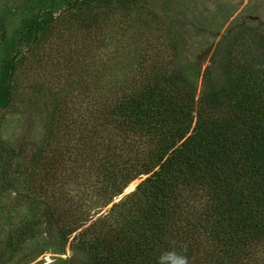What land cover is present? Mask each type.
Returning a JSON list of instances; mask_svg holds the SVG:
<instances>
[{"label":"trees","instance_id":"trees-1","mask_svg":"<svg viewBox=\"0 0 264 264\" xmlns=\"http://www.w3.org/2000/svg\"><path fill=\"white\" fill-rule=\"evenodd\" d=\"M145 1H35L2 61L0 122L21 84L42 134L0 137L5 214L70 252L48 264H264V33L235 17L202 66L182 36L217 19L186 27L174 0Z\"/></svg>","mask_w":264,"mask_h":264},{"label":"rangeland","instance_id":"rangeland-1","mask_svg":"<svg viewBox=\"0 0 264 264\" xmlns=\"http://www.w3.org/2000/svg\"><path fill=\"white\" fill-rule=\"evenodd\" d=\"M35 1L0 0V70L4 57L16 46L24 20L36 10ZM174 1L176 7L184 9L185 18L182 22L186 27L192 23V12L217 19L220 28L217 32H207L201 37L182 36L184 56L202 66L209 63L217 39L235 17L256 25L264 33V0ZM151 5V0L145 1L146 8ZM43 115L41 100L34 98L23 85L18 84L12 106L0 122L1 139L8 147H32L42 134ZM139 181L137 178L130 182L119 197L132 190ZM11 203V198L0 197V264H48L70 255L68 249L64 253L54 249L42 235L33 238L17 235L19 216L23 213L18 210L11 216L5 214L4 208L10 207ZM23 215L32 218L28 212Z\"/></svg>","mask_w":264,"mask_h":264},{"label":"clouds","instance_id":"clouds-1","mask_svg":"<svg viewBox=\"0 0 264 264\" xmlns=\"http://www.w3.org/2000/svg\"><path fill=\"white\" fill-rule=\"evenodd\" d=\"M164 257L167 260V264H188L187 256L180 252L169 250L164 254Z\"/></svg>","mask_w":264,"mask_h":264},{"label":"water","instance_id":"water-1","mask_svg":"<svg viewBox=\"0 0 264 264\" xmlns=\"http://www.w3.org/2000/svg\"><path fill=\"white\" fill-rule=\"evenodd\" d=\"M130 191H131V190H130ZM130 191H127L126 193H128V192H130ZM126 193H125V194H126Z\"/></svg>","mask_w":264,"mask_h":264}]
</instances>
